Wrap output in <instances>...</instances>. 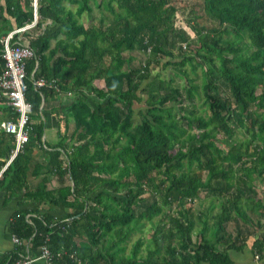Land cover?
<instances>
[{"label":"trees","instance_id":"16d2710c","mask_svg":"<svg viewBox=\"0 0 264 264\" xmlns=\"http://www.w3.org/2000/svg\"><path fill=\"white\" fill-rule=\"evenodd\" d=\"M186 1L0 0V75L2 39L38 16L13 39L35 58L30 139L10 164L16 137L0 132L5 204L33 206L15 212L22 245L3 264L44 245L50 264H239L235 252L264 264V0H202L187 23ZM17 116L0 100V122ZM30 177L43 178L37 189ZM147 223L152 237L129 249Z\"/></svg>","mask_w":264,"mask_h":264},{"label":"built area","instance_id":"2783aa9c","mask_svg":"<svg viewBox=\"0 0 264 264\" xmlns=\"http://www.w3.org/2000/svg\"><path fill=\"white\" fill-rule=\"evenodd\" d=\"M37 7V1L35 0ZM37 15L35 22L24 28L18 29L2 39L4 44L3 57L6 61L5 69L0 75V100L6 102L17 113L15 120H3L0 122V132H6L16 137V149L9 160L10 164L18 153L23 149L24 145L30 139L29 125L31 124L32 105L27 101V63L35 58L34 50L23 43L24 38L20 37L17 42H13L14 36L21 35L34 28L37 24ZM46 85L45 80L35 81V86L43 87ZM17 245H22V241L14 236ZM48 264L51 263V252L48 246L42 247L41 257ZM33 258L30 256L23 257L13 264H31Z\"/></svg>","mask_w":264,"mask_h":264},{"label":"crops","instance_id":"0c3cea01","mask_svg":"<svg viewBox=\"0 0 264 264\" xmlns=\"http://www.w3.org/2000/svg\"><path fill=\"white\" fill-rule=\"evenodd\" d=\"M72 95L66 99V102L69 104L72 100ZM49 113V112H48ZM50 114V113H49ZM45 139L50 143L58 142V128L55 118L50 114L48 115V126L45 134ZM42 152H37L35 157V163H38L41 159ZM43 178H34L30 177L29 183L31 188L37 189L41 184ZM50 186H58V181L54 178L51 181ZM22 202V197H17L13 199L10 203L5 204V192L0 191V264L4 263L6 256L14 252L17 248V245L14 241V235L11 233L10 227L13 220V216L18 209H27L32 207L33 204L20 205ZM59 214L58 216H60ZM33 258L31 264H48L44 259L38 257ZM234 258L239 264H246L248 257L240 254H236Z\"/></svg>","mask_w":264,"mask_h":264},{"label":"rangeland","instance_id":"374dc122","mask_svg":"<svg viewBox=\"0 0 264 264\" xmlns=\"http://www.w3.org/2000/svg\"><path fill=\"white\" fill-rule=\"evenodd\" d=\"M202 0H190V1H186V2H184V3H182V4H180V6H181V18H182V21L183 22H186L187 20L189 21V20H191V19H193V17H191V15L189 14L190 13V10L192 9V8H194V9H196L197 10V13L198 14H201V15H204V11H203V8H202ZM106 14V16L108 17V20H107V24H110L112 21H113V15L111 14V13H109V12H106L105 13ZM100 16H101V14H100V12H99V10H95V12H94V14H93V17H94V21H97L98 19H100ZM89 19H90V17L89 16H87V15H85L84 16V18H83V21H84V23L87 25L88 24V22H89ZM187 23V22H186ZM185 23V24H186ZM90 24V23H89ZM179 26H184V23H179L178 24ZM190 31V30H189ZM191 32V31H190ZM192 33V32H191ZM193 34V33H192ZM193 36H194V34H193ZM127 55V54H126ZM142 57V56H141ZM135 65H137V66H139V61L138 60H135ZM188 72H190L191 71V67L188 65V66H186V68H185ZM167 72H169V75L171 76V77H175V79H176V81H177V83H179V84H181V85H184L185 84V79L184 78H182V77H176L175 76V71L174 70H167ZM191 77H195L194 75H192L191 74ZM201 81H202V70H201V68H199L198 69V77H197V82L198 83H201ZM202 102L203 101H200V100H196V103H197V105L199 106V104L201 105L202 104ZM137 118H135V121L136 122H138L139 120H140V117H138L139 116V112L142 110V109H144V105H137ZM192 206H193V208L195 209V211H196V214H199V212L200 211H205V210H207L209 207H210V200H208V199H202V200H197L194 204H192ZM219 211V209H216L215 210V214L217 213ZM210 222L212 223L213 222V220L211 219L210 220ZM198 227H201V225H199L198 224ZM153 225H152V223H147V226H146V228L144 229V233L143 234H141V233H137V234H135L134 236H133V238H132V240H131V242H130V244H129V249H131L132 247H133V245H134V243L138 240V239H140L141 237H144L146 240H148V239H150L151 237H152V235H153ZM252 244V242L250 243V245ZM144 251H146V247H144ZM235 254H236V252L235 253H233V256H235ZM245 256V255H244ZM249 257H248V259L246 260V264H250V263H255V264H258L259 262L257 261V260H252L251 261V257H252V255H248Z\"/></svg>","mask_w":264,"mask_h":264},{"label":"water","instance_id":"95a60500","mask_svg":"<svg viewBox=\"0 0 264 264\" xmlns=\"http://www.w3.org/2000/svg\"><path fill=\"white\" fill-rule=\"evenodd\" d=\"M37 1V0H36ZM36 15H37V9H36V13H35ZM38 17V16H37ZM38 19V18H37Z\"/></svg>","mask_w":264,"mask_h":264}]
</instances>
